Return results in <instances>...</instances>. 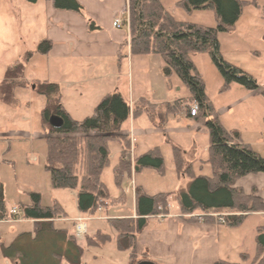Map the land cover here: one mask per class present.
<instances>
[{
	"label": "trees",
	"instance_id": "trees-1",
	"mask_svg": "<svg viewBox=\"0 0 264 264\" xmlns=\"http://www.w3.org/2000/svg\"><path fill=\"white\" fill-rule=\"evenodd\" d=\"M35 3L39 0H25ZM57 10L82 13L83 7L77 0H50ZM254 1L245 0H180L176 7L188 12L192 10L210 9L216 17L214 27H206L197 23L176 20L159 0H128L130 53L135 55L157 54L164 61L163 75L170 78L175 75L187 88L190 100L198 105V113L194 117L210 116L214 111L211 101L205 92L204 81L191 58L194 54H206L215 66L222 79L220 92L228 91L233 84L246 90L259 88L257 81L239 66L224 59L220 51L219 33L228 32L235 25L242 8ZM93 29V25H90ZM52 48L48 39L41 40L33 51L25 53L22 60L10 65L0 84V99L11 102L16 88L31 87L33 91L45 98V106L41 111V120L47 128L45 138L47 146L46 169L50 174L53 188L77 189V209L83 214H93L99 207L110 201L109 192L101 181V174L108 166L110 141L122 145L118 162L113 169L114 180L121 187L122 179L131 173L132 165L127 156L128 137L121 134L130 114L128 102L120 92L115 91L102 97L94 108L92 115L77 121L70 117L61 104V92L58 83L35 80L29 83L24 79L26 62L31 56L47 54ZM125 55H119L122 59ZM264 94V93H263ZM147 101L139 99L132 110L138 117L145 113L142 105ZM168 105L167 112L180 109L181 103ZM183 106V104H182ZM187 107V105H186ZM53 116L61 118L62 125L54 127L50 124ZM209 135L208 162L211 176H195L192 164L184 161L181 150L174 147V159L179 176L190 179L186 190L175 192L179 213L183 216L195 211L202 212L204 220L211 222V213H231L225 217V224L236 226L250 213L264 212V199L256 195L255 189L246 194L235 186L236 182L249 175L264 173V157L253 148L241 142L237 131H227L218 119L207 121ZM83 154V155H82ZM82 155V156H81ZM134 171L144 168L158 173L164 170V162L159 149L153 148L139 155L134 161ZM81 164L82 174H78ZM29 204H20L22 218L34 221L35 239L38 234L46 233L48 238L61 236L60 251L55 252V260L59 264L63 259L68 264H82L84 248L77 244L73 234L66 230L55 229L53 222L59 216H65L59 204L43 206L40 195L30 194ZM124 192L118 201H124ZM170 193L149 195L141 187L135 188L136 217H117L109 219L116 231V247L128 253L126 264H136L146 260L137 254V240L140 232L148 225L149 218L160 211L167 213ZM234 213V214H232ZM10 210L0 190V221L12 219ZM192 220L191 218H188ZM24 235V234H23ZM21 235L20 238L23 236ZM66 236V243H65ZM19 238V239H20ZM104 233L87 236V246H99L109 240ZM18 240V239H17ZM63 241V242H62ZM13 242L3 252L15 247ZM65 244V247H63ZM19 250V249H17ZM21 256L25 255L19 251ZM214 264H235L217 260ZM252 264H264V226L257 229L255 236V257Z\"/></svg>",
	"mask_w": 264,
	"mask_h": 264
},
{
	"label": "rangeland",
	"instance_id": "rangeland-1",
	"mask_svg": "<svg viewBox=\"0 0 264 264\" xmlns=\"http://www.w3.org/2000/svg\"><path fill=\"white\" fill-rule=\"evenodd\" d=\"M159 1L179 20H189L206 26H214V24H216L215 14L210 9L192 10L188 12L182 8L176 7L175 3L180 0ZM245 1H254V4H246L242 8L241 15L235 25L231 27L228 32L219 33L218 39L220 43V51L223 55L225 54L230 59H234L233 62L237 61L240 63L246 61L250 66L259 65L261 69L255 78L261 90L250 91L241 87L238 88L239 86L235 88L236 85L234 84L235 87L230 92H228L229 89L228 91L221 93L220 88L222 86V79H220L221 77L219 78V74L208 56L206 54L199 55L194 61L197 68L203 74L202 79L206 83V95L211 101L213 109H216V112L219 113V110L231 106L227 111L221 113L219 119L230 122L243 130L250 146H252L260 155L264 156V94L261 92L264 91V0ZM3 2L5 1L0 0V40L4 35V30H7V14L5 13L6 4ZM7 6H9V8L13 7L9 3V0ZM128 23L129 22H127V24ZM247 56H250L252 59H246ZM157 57L158 59H162L160 56ZM237 57H240L241 59H236ZM23 58L24 55L19 60H22ZM178 83L182 87L180 91L176 89ZM170 85L171 87L167 85L168 100L173 103L177 96L184 94L186 87L178 80L173 81ZM92 87L93 90L91 92L88 91V96L85 97L86 100L88 99V102H91L95 98L92 96L96 88L94 86ZM123 88H125L123 84L119 85L114 83L113 85H109V89H107L108 91L106 92L120 91L124 97ZM60 92L62 94L61 86ZM102 97L103 95L98 99L96 98L87 109L78 111V114L75 116L83 118L92 115L94 111L93 108L100 102ZM124 99L128 101L129 104V116L131 115V117H134L132 115V110L135 103H129L130 99L128 100V98L124 97ZM186 99L183 100V103H186L189 110L194 102ZM32 102V111L29 110L27 113L31 115L32 119L30 118L31 120H28L25 123L21 122V116L26 113L24 98H18L15 96L14 92V97L11 102L0 100L1 104L3 103L10 109L8 110L7 108V110L10 111L9 116H11V119L9 120V123L5 124L6 128L11 129L14 132L21 131V134H12L9 143H6L5 149L10 148V155L6 158L8 163L5 162V164L8 165L0 168V190H2L6 202V208L8 210L15 206L18 207L20 204H29L31 201V193H37L40 195L41 204L43 206L59 204L66 214L65 217L70 220L66 223L67 229L72 230L76 225V221L73 223L72 220L81 214L76 207V195L72 194L75 190L70 188H53L51 185L50 174L46 169L47 146L45 138L48 134V130L42 123V110H40L39 107L42 102L41 106L44 108L45 98L37 95ZM180 103L182 104V102ZM19 104H22V106ZM176 104L178 103L176 102ZM15 108H18V110H15ZM142 108H145V113L153 118V114H155L156 111L152 108L150 103L146 102L142 105ZM20 109L21 111L17 113ZM174 111L175 112L170 111L167 113L165 128L170 130L165 133L166 135H164L163 132L156 131L157 127H155L153 122L145 116L135 117V129L137 131L135 135L133 134L134 138H136L134 140H137V143H139L140 146L145 145L149 146V148L157 147L159 149L164 162V170L162 173L144 168L133 176L126 175L121 181V187L117 186L114 176L112 175V166L117 160V152L121 144L113 140L108 143L110 162L103 170L102 174V179L106 184L111 201H113L112 199L118 201L121 189H123L124 196H133L135 201V179L138 180V185L142 184L147 190H149L148 192L150 195L158 193L162 188H164V191L166 190V192H170L167 213L160 211L152 216L159 220L166 218L167 215H169V210L172 212L176 210L177 204L174 197L175 193L173 192L178 190L180 186L183 187V190L187 189V187H184L185 183L183 181L177 182V177L179 175L176 170L174 159V147H178L181 150L182 157L187 163L192 156L197 154L198 157H204L202 150H197V148L192 147V137L194 139L193 143H197L201 148L209 143V135L206 126L201 124L200 128L196 130L195 125L197 124V119L188 117L184 110L179 109L178 111ZM155 122L158 123V120L155 119ZM199 130L201 133L199 132L198 134ZM126 137H128L129 141L127 156L133 168L136 158L135 153L137 154L140 151L138 148L134 150V145L132 143L133 139L129 136ZM257 140H259V143H257ZM194 149L196 152L195 154L193 152ZM77 166L79 167L77 170L78 174H82L81 164H77ZM132 183H134V186H132ZM129 204L130 202L127 201L125 209L127 211H132ZM99 208L93 214H85L89 219L82 217L86 223L85 236L82 237V239H76L74 236L77 244L84 248L82 264H122L124 252L118 250L116 247V231L109 221V219H111L109 216L110 210H105L104 208L102 211V209ZM217 214L224 217V222L221 224L214 218L216 224L221 226L218 230L213 229L214 237L212 241L214 247H212V256H207V253H192L191 259L196 258L195 264H214L218 259H226L228 262L235 264H252L255 257L256 231L260 226H264V213H250L236 226L225 224V217L231 213ZM111 216L114 215L112 214ZM115 216V218L122 217L121 214ZM135 217L136 216H133L132 218ZM19 218H22V216ZM19 218L13 217L9 220ZM154 222L156 223L154 220L151 221V223ZM53 225L58 227L59 224L53 222ZM0 228L2 230L11 228L15 229L14 231H24V235L21 239L17 237L9 245H2L0 243V264H58L55 257H53V253L60 251L58 248L60 247V244L57 246L56 243L60 242L61 236L49 239L48 235L44 233L38 234L37 239H34L35 232L30 231L25 224L10 223L0 225ZM91 231H96V233H94L95 235L98 233H104L108 235L110 239L99 246L89 247L87 246L86 240ZM67 233L72 234L71 232ZM216 234L218 237L215 236ZM15 241V247L9 250V255H5L3 249L9 247ZM19 251H23L25 255L21 256Z\"/></svg>",
	"mask_w": 264,
	"mask_h": 264
},
{
	"label": "crops",
	"instance_id": "crops-1",
	"mask_svg": "<svg viewBox=\"0 0 264 264\" xmlns=\"http://www.w3.org/2000/svg\"><path fill=\"white\" fill-rule=\"evenodd\" d=\"M4 1L5 2L3 3L6 4L5 13L7 14V30H4V35L0 40V84L4 78L6 69L10 65L22 58L26 52L33 51L42 39H48L52 42L51 50L44 55L35 53L31 56L29 61L25 64L24 79L29 83L37 79L58 83L61 86L62 91V106L74 120L80 121L86 118V116L81 118L76 117L75 115L78 114V111L87 109L96 98L98 99L102 95L104 96L105 93H111H107L106 91H108L107 89H109V85L116 83L125 86V88H123V95L125 98H128V100L130 99L129 103H137L139 99H145L152 105V108L156 111L155 114H153L154 119L146 113H143L138 117L145 116L150 119L151 122H153V125L157 127L156 131L163 132L164 135L170 130L165 128V119L167 113H169L166 110L167 106L176 102H182L183 106L181 104L180 110H184L188 117L197 119V124L195 125L196 130L200 128L201 124L206 126L207 121L218 119L227 131L239 132L241 142L250 145L243 130L230 122L219 119L221 113L227 111L231 106L219 110V113L216 112L217 110L215 109L210 116L196 118L189 114L186 103H183V100L189 97L187 88L183 95H179L174 99L173 103L168 100V86L171 87L170 84L173 81L180 80L175 75L170 78H166L163 75L162 69L164 67V61L163 59H158L157 56L159 55H135L130 53L131 35L129 23L127 24V22H129L128 0H77L83 7L81 14L71 11L57 10L53 7L50 0H39L35 3H29L25 0H9V3L13 6L11 8L7 6L8 0ZM167 11L169 12V10ZM169 13L176 20H179L173 13ZM116 17L122 19V28L118 29L112 26V22ZM179 21L193 22L189 20ZM91 24L94 27L93 29L90 28ZM215 25L216 24H214V26ZM121 54L125 56L119 60L118 57ZM221 54L223 55L222 52ZM199 55L203 54H194L191 56L194 64V59ZM223 57L227 61L242 68L256 80L255 77L261 69L259 65L250 66L247 64L248 62L242 60H239L242 61L240 63L237 61L233 62L234 59H230L225 54ZM236 59L241 58L237 57ZM246 59L249 60L252 58L247 56ZM195 67L197 68L196 64ZM197 70L201 75L202 72L198 68ZM201 77H203V74ZM235 85L233 84L228 92L234 87L237 88V86H239L237 84ZM92 86L96 88L92 96L95 98L91 102H88V99L86 100L85 97L88 96V91L91 92L93 90ZM240 87L241 86L238 88ZM181 88V85L178 83L176 89L180 91ZM259 90H261L260 86L254 91ZM14 92L15 96L18 98L22 97L25 100L26 113L21 116V122L26 123L28 120L32 119L31 115L27 113L29 110L32 111V101L37 95L30 86L26 88L18 87ZM261 92L264 93V91ZM19 105L22 106V104ZM41 105L42 102L39 106L40 110L43 109ZM7 108L10 110L9 107L0 103V168L8 165H6L5 162L8 163L6 158L10 155V148L5 149V146L7 142L9 143L10 136L15 133L21 134V131L14 132L11 129L6 128L5 124L9 123V120L11 119V116H9L10 111H8ZM15 110H18V108H15ZM176 110L178 111L179 109ZM20 111L21 109L17 111V113ZM155 119L158 120V123L155 122ZM135 128V117H131L130 115L127 122L123 125L121 134L133 139L132 143L134 145V150L138 148L140 151L137 154L135 153L136 157H138L153 148H149V146L145 145H143L144 147L140 146V144L137 143V140H134L136 139L134 138V135L137 131ZM199 132L200 130L198 131V134ZM191 139V144H193L192 147L197 148V150H202L204 155L202 158L200 156L198 157L197 154L187 161L192 164L194 175L211 176L212 170L208 162L209 143L201 148L197 143H193V137ZM258 141L259 140H257V143H259ZM121 149L120 145L117 152V160L112 166V175ZM253 150L257 152L254 148ZM193 152L194 154L196 153L195 149ZM133 168L129 174L130 176L138 173L135 172ZM102 174L101 181L106 186L102 179ZM178 181H183L185 183L184 187H188L190 183V179L183 175L177 177V182ZM137 182L138 180L135 179L136 187H141L144 192L149 194V190H147L142 184L138 185ZM235 186L242 189L246 194L251 193V191L255 189L256 195L264 199V173L249 174L239 179ZM182 188L183 187L180 186L178 190H183ZM163 189L164 188L157 192L170 193ZM72 194L76 195L77 198V189H75V192H72ZM112 200L113 201L110 200V202L107 203L106 207L102 208V211L104 208L105 210H110L109 216L111 218H115V215L119 214H121L122 217L136 216L133 196L127 197L126 195L122 202H119L116 199ZM127 201L130 202L129 205L131 206L132 211H127L125 209ZM112 214L114 216H111ZM196 215H203V213L195 211L192 214H186L185 216L181 215L177 204L176 210L174 212L169 210V215L163 220L156 219L155 217L149 218L148 225L138 235L137 254L140 257H146V260L152 261L155 264H195L196 258L191 259L192 253H207V256H212V247H214L212 241L214 237L213 229L218 230L221 225L216 224L215 219L211 222L205 221L203 218L204 216H202V220H199ZM79 217L89 219V217L81 213L78 217L74 218L72 222L74 223ZM188 218L193 219L190 220ZM152 220L156 221V223H151ZM69 221L70 220L65 216H59L54 220V222L59 225L58 227H55L54 225V227L55 229L66 230L73 234L74 228L68 230L66 226V223ZM10 223L25 224L30 231L34 232L35 230L34 221L31 219L19 218L15 220L0 221V225ZM14 230L15 229L11 228L2 230L0 228V243L2 245H9L17 237L20 238V236L24 234V231L21 232L20 230ZM94 233H96V231H91L89 236H93ZM215 236H217V234ZM64 240L66 243V236ZM63 247H65V244H63ZM123 254L124 258L122 264H126L128 253L124 252ZM53 255L55 256V254ZM218 260L228 262L226 259ZM59 264H67V262L62 259Z\"/></svg>",
	"mask_w": 264,
	"mask_h": 264
},
{
	"label": "built area",
	"instance_id": "built-area-1",
	"mask_svg": "<svg viewBox=\"0 0 264 264\" xmlns=\"http://www.w3.org/2000/svg\"><path fill=\"white\" fill-rule=\"evenodd\" d=\"M112 26L118 29L122 28L123 27L122 19L120 17H116L112 22ZM197 113H198V105L194 103L190 106L189 114L191 116H196ZM132 186H134V183H132ZM99 209H102V208L100 207ZM10 214L14 217H18V218L21 217V211L18 207L11 208ZM210 216L215 218L221 224L224 222V217H221L217 213L211 214ZM196 217L199 220H202V215H196ZM75 221H76V225L74 227V236L76 239H82V237H84L86 233V223L82 217L77 218Z\"/></svg>",
	"mask_w": 264,
	"mask_h": 264
},
{
	"label": "water",
	"instance_id": "water-1",
	"mask_svg": "<svg viewBox=\"0 0 264 264\" xmlns=\"http://www.w3.org/2000/svg\"><path fill=\"white\" fill-rule=\"evenodd\" d=\"M50 124L54 127H58L62 125V120L61 118L57 116H53L50 119ZM136 264H155V263L149 260H142V261L137 262Z\"/></svg>",
	"mask_w": 264,
	"mask_h": 264
}]
</instances>
